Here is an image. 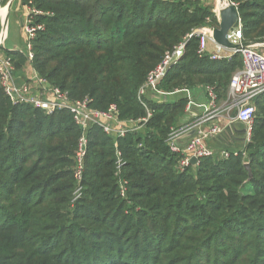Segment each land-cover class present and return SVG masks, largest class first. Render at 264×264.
Segmentation results:
<instances>
[{"label":"trees","instance_id":"obj_1","mask_svg":"<svg viewBox=\"0 0 264 264\" xmlns=\"http://www.w3.org/2000/svg\"><path fill=\"white\" fill-rule=\"evenodd\" d=\"M246 42H264V0H230ZM44 13L31 66L118 119L150 117L123 136L87 129L81 195L72 202L81 133L70 113L13 104L0 87V264H264V93L237 155L184 171L166 143L186 93H137L147 73L193 29L218 26L205 0H20ZM192 36L159 85H212L224 98L241 55L212 60ZM18 70L21 49H4ZM116 149L123 165L116 175ZM226 149L233 151L229 146ZM245 163H249V178ZM119 180L126 181L124 196Z\"/></svg>","mask_w":264,"mask_h":264},{"label":"built area","instance_id":"obj_2","mask_svg":"<svg viewBox=\"0 0 264 264\" xmlns=\"http://www.w3.org/2000/svg\"><path fill=\"white\" fill-rule=\"evenodd\" d=\"M230 3L237 8L235 3L231 1ZM26 10L25 18L21 20L26 49L24 57L28 63L26 73L20 74L22 72L16 70L10 57L0 54V87L13 104L30 105L46 114H52L58 110L68 111L74 123L80 128L81 133L74 152L73 177L76 187L73 192V202L81 195V181L88 146L87 129L91 125H98L107 134L123 136L127 131H133L144 125L150 117V112L147 111L144 117L122 121L118 119L116 105L111 104L105 110L92 108L88 97L73 99L68 90L52 84L41 76L31 66V61L34 57L32 41L36 32L43 29V24L34 23L33 18L44 12L30 3L26 5ZM212 29V27H201L188 33L147 73L137 93L139 99L148 93L163 96L179 92L186 93L187 103L184 112L187 119L180 126L171 128L166 139L169 150L178 155L177 167L180 171L197 165L204 157L216 155L220 158H228L231 154L237 155L240 151L244 153L243 150L231 151L224 148L214 150L207 145L206 141L221 133L228 125L239 122L245 127L244 142H250L256 114L255 101L264 93V51L262 50L264 42H253L238 49H228L212 40ZM192 36L198 38L197 54L199 56L207 54L208 42L214 44L213 52L207 54L212 60H230L236 53L241 55L242 66L231 76L224 98L219 96L212 85L200 87L203 95L201 101H197L196 97L192 96L191 90L187 88L169 92L159 88L169 68L184 54L186 43ZM227 39L234 44L244 42L240 18L236 27L228 31ZM189 133H191L190 136L184 140V136ZM116 157L115 174L119 175L123 160L117 149ZM192 157L196 158L195 164L191 163ZM119 190L120 195L124 196L126 181L119 180Z\"/></svg>","mask_w":264,"mask_h":264},{"label":"water","instance_id":"obj_3","mask_svg":"<svg viewBox=\"0 0 264 264\" xmlns=\"http://www.w3.org/2000/svg\"><path fill=\"white\" fill-rule=\"evenodd\" d=\"M14 0H0V10L5 9V15L3 20H1V30H0V47H3L4 41L7 37L8 29V15L10 12L11 5ZM218 26L212 29V40L225 48L228 49H238L246 45L253 44V42H242L241 44L231 43L227 39V33L231 28L236 27L239 15L237 8L230 3L229 0H218ZM3 34V35H2ZM191 163H196V158H191ZM245 168L248 171L249 178L252 177V172L249 163H245Z\"/></svg>","mask_w":264,"mask_h":264},{"label":"crops","instance_id":"obj_4","mask_svg":"<svg viewBox=\"0 0 264 264\" xmlns=\"http://www.w3.org/2000/svg\"><path fill=\"white\" fill-rule=\"evenodd\" d=\"M18 5V4H17ZM1 16H0V29H1ZM18 21L20 23L19 27L21 26L20 18H18ZM17 21V23H18ZM22 27V26H21ZM21 31V29H20ZM19 31V34L23 38L22 32ZM19 46L15 45L11 47L8 50H19ZM208 52L212 53L214 50V44L212 42H208ZM0 54H5L4 48L0 47ZM191 90L192 96L196 97L197 101H201L200 99L203 100V95L201 93L200 86L194 87ZM150 94V93H148ZM186 115L182 119V123L185 122L186 120ZM239 126V128H237ZM191 133L186 134L184 136V140H186ZM244 134H245V127L242 123L239 122H234L230 125H228L221 133L213 136L212 138L208 139V145L214 149V150H219V149H226V146H229L230 149L237 150L242 147L244 144Z\"/></svg>","mask_w":264,"mask_h":264},{"label":"rangeland","instance_id":"obj_5","mask_svg":"<svg viewBox=\"0 0 264 264\" xmlns=\"http://www.w3.org/2000/svg\"><path fill=\"white\" fill-rule=\"evenodd\" d=\"M205 3L208 6H210V8L213 10V12L216 11V6L219 5L218 0H205ZM26 5L23 4L22 2H20V0H14L13 1L11 8H10L9 15H8V22H7L8 23V29H7L8 33H7V37H6L4 44H3L4 49H10L11 47L17 45V46L21 47L19 49H21L23 51V53L26 50L25 49V37H24L23 29L21 27L22 23H21V26L19 27L20 23L18 21V18H20V22H21V20L23 21V19L25 18V15L27 13ZM17 21H18V23H17ZM20 29H21V31H20ZM19 31L22 32L23 38L19 34ZM262 50L264 51V49H262ZM15 68H16V66H15ZM18 69L16 68V70L18 72H22L20 74H25L26 73L25 69L27 70V67L25 65H23L20 68V70H18ZM159 88H161V85H159ZM200 100H202V99H200ZM237 128H239V126ZM206 143L208 145V141H206Z\"/></svg>","mask_w":264,"mask_h":264},{"label":"bare ground","instance_id":"obj_6","mask_svg":"<svg viewBox=\"0 0 264 264\" xmlns=\"http://www.w3.org/2000/svg\"><path fill=\"white\" fill-rule=\"evenodd\" d=\"M5 15V9H2L0 10V16H1V19L3 20V17ZM3 35V34H2ZM6 51V50H5Z\"/></svg>","mask_w":264,"mask_h":264}]
</instances>
